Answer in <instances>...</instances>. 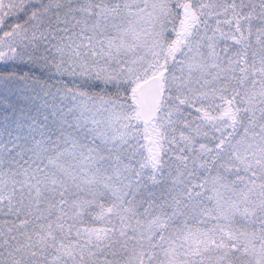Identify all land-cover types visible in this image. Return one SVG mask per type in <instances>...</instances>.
I'll list each match as a JSON object with an SVG mask.
<instances>
[{"label":"snow or ice","instance_id":"snow-or-ice-1","mask_svg":"<svg viewBox=\"0 0 264 264\" xmlns=\"http://www.w3.org/2000/svg\"><path fill=\"white\" fill-rule=\"evenodd\" d=\"M18 111L0 264H264V0H0Z\"/></svg>","mask_w":264,"mask_h":264},{"label":"trees","instance_id":"trees-1","mask_svg":"<svg viewBox=\"0 0 264 264\" xmlns=\"http://www.w3.org/2000/svg\"><path fill=\"white\" fill-rule=\"evenodd\" d=\"M20 115H27V113H22L18 111L17 113H0V128H3L6 133H14L16 131V123L15 118ZM5 117H9V119H5ZM28 121L25 120L26 124Z\"/></svg>","mask_w":264,"mask_h":264}]
</instances>
